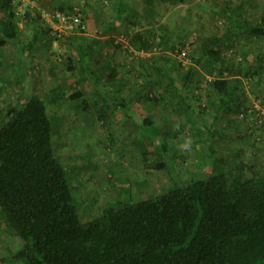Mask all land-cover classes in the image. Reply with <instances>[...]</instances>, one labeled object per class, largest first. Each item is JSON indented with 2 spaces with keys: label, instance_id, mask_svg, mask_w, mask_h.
<instances>
[{
  "label": "trees",
  "instance_id": "obj_1",
  "mask_svg": "<svg viewBox=\"0 0 264 264\" xmlns=\"http://www.w3.org/2000/svg\"><path fill=\"white\" fill-rule=\"evenodd\" d=\"M14 2L0 0V14L3 15L0 20V53L8 41L18 36ZM143 3L150 16L154 14L155 0H143ZM115 4V20L106 29L96 32V36L103 37L119 25L134 26V23L129 24L126 12L130 10L134 18L136 13L124 0H116ZM55 12L78 17L83 25L86 20L81 11L67 3L59 4ZM225 18V29L221 33L199 39L195 55L183 52L186 37L176 40L166 25L155 20L146 29L142 27L129 36L126 33L123 36L127 41L125 46L139 55L142 53L141 57L150 58L149 54L162 51L163 64H154L153 67L160 77L141 86L134 95H123L122 89L127 81L115 78L123 67L108 63L102 76L95 75V68L86 64L89 54L80 52L78 60L84 79L91 80L92 88L104 103L112 100L113 109L123 113L134 102L161 104L171 91L178 96L177 105L189 122L191 107L186 94L190 89L200 91L198 84L209 77L207 103L210 105L216 100V116L207 129L204 127L206 132L194 129L200 138L214 137L217 135L214 123L219 115L229 114L232 106L234 112L240 111L239 77L236 76L247 78L254 74H251L253 69L241 70L229 62L222 55L223 50L232 49L236 33H245L251 41L264 38V8L255 22L239 20L229 11ZM22 19L33 29L32 40L25 48L29 52L41 32L48 35L50 29H41L38 24L40 13L36 9L25 11ZM85 27L79 32L84 33ZM97 42L93 39L89 49ZM172 54L179 61L171 62ZM257 61L262 62L260 58ZM72 62L67 61V71L73 70ZM148 62L152 63L151 59ZM184 65L188 67L183 69ZM177 73H180L179 83L175 79ZM103 79L107 84L113 82L108 100L98 90ZM163 79L166 83L162 86ZM2 90L0 87V95ZM63 103L74 113L88 114L92 110L96 120L105 119L106 107H92L83 91L67 92L61 84L52 87L45 97L27 91L19 95L17 104L3 109L5 120L0 124V216L20 244L14 254L1 258L0 263L264 264V168L259 171L249 168L250 176L246 177L242 164L232 171H224L212 162L211 175L205 179H192L165 193L134 203L125 200L109 205L96 216L88 215L89 219L82 216L64 166L56 157L53 126L47 113L49 105ZM152 124V117L148 115L137 127L142 130ZM156 137L150 139L155 158L149 161L145 148L141 162L148 169L159 172L167 168L172 158L165 141L157 145ZM213 153L214 149L210 147L208 157L211 158Z\"/></svg>",
  "mask_w": 264,
  "mask_h": 264
},
{
  "label": "rangeland",
  "instance_id": "obj_2",
  "mask_svg": "<svg viewBox=\"0 0 264 264\" xmlns=\"http://www.w3.org/2000/svg\"><path fill=\"white\" fill-rule=\"evenodd\" d=\"M115 1L15 0L13 8L17 17L18 36L8 41L0 53V87L3 89L0 95V124L5 120L4 107L17 104L19 95L28 91L45 97L52 87L60 84L67 92L75 89L83 91L92 107H106L105 119L101 121L96 120L92 110L88 114H77L64 103L47 108L53 126L52 141L56 157L64 166L80 214L88 219L109 205L125 200L134 203L165 193L192 179H205L211 175L212 162L224 171H232L242 164L246 169V177L250 176L249 168L253 171L263 169L264 38L251 41L245 33H236L232 49L223 50L222 55L229 62L241 67V70L253 69L251 74H254L247 78L236 76L239 77L237 96L240 111L234 112L232 106L229 114H220L214 123L217 135L204 139L198 136L194 127L206 132L204 127L207 129L216 116V100L210 105L207 103V84L211 78L205 77L198 84L200 91L190 89L186 94L191 107L190 123L177 105L178 96L171 91L167 92L161 104L143 105L134 102L123 113L113 109L112 100L104 103L92 88L91 80L84 79L78 55L80 52L88 53L86 64L95 68L93 72L99 76L104 74L108 63L119 64L124 69L118 70L115 78L127 81L122 94L134 95L141 86L160 77L161 74L154 71L153 67L154 64H163L160 58L162 51L149 54L150 58L141 57L125 46L127 41L123 36L126 33L129 36L142 27L146 29L155 20L166 25L176 40L186 37L183 52L195 55L200 38L218 35L225 29L228 11L239 20L255 22L264 8V0H155L154 14L151 16L143 0H124L136 13L134 18L130 10L126 12L129 24L134 23V26L119 25L115 31L103 37L96 36V32L106 29L115 20ZM66 3L82 12L87 28L84 33L75 31L57 38L49 21H52L57 6ZM32 9L40 13L38 24L41 29L49 27L50 30L48 35L41 32L27 52L25 48L32 40L33 29L22 19V14ZM0 20H3L2 14ZM93 39L99 43L89 49ZM258 58L262 60L261 63L257 61ZM150 59L152 63L148 62ZM174 60L179 61L172 54L171 62ZM67 61H73L72 71H67ZM186 67L188 65L182 66L183 69ZM178 75L180 73L175 74L177 83ZM165 83L163 79L162 86ZM111 84L113 82L107 84L106 79H103L98 85V90L107 100L111 98L107 97L111 92ZM148 115L152 117L153 124L140 130L137 124ZM156 132L157 137L154 136ZM188 136L194 141L192 150L181 151L178 145L182 141L178 137ZM153 137L157 138V145L165 141L172 158L167 168L159 172L148 169L141 162L145 148L149 161L155 158V149L150 145ZM210 147L214 149L211 158L208 157ZM19 244V239L6 228L0 216V259L14 254Z\"/></svg>",
  "mask_w": 264,
  "mask_h": 264
},
{
  "label": "built area",
  "instance_id": "obj_3",
  "mask_svg": "<svg viewBox=\"0 0 264 264\" xmlns=\"http://www.w3.org/2000/svg\"><path fill=\"white\" fill-rule=\"evenodd\" d=\"M24 1H31V0H24ZM51 18L52 21L50 20L49 24L51 26L52 32L54 33V35H56L57 38L71 35L75 31H80L84 29V25L82 24L80 18L78 17H74L69 14H64L60 12H55Z\"/></svg>",
  "mask_w": 264,
  "mask_h": 264
},
{
  "label": "clouds",
  "instance_id": "obj_4",
  "mask_svg": "<svg viewBox=\"0 0 264 264\" xmlns=\"http://www.w3.org/2000/svg\"><path fill=\"white\" fill-rule=\"evenodd\" d=\"M182 142L178 145L179 149L184 152H190L192 150L194 141L192 137H178Z\"/></svg>",
  "mask_w": 264,
  "mask_h": 264
}]
</instances>
